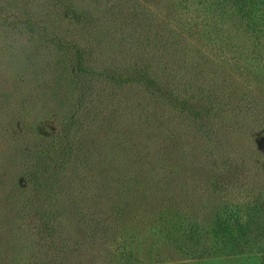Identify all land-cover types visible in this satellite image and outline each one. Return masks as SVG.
Here are the masks:
<instances>
[{"label": "rangeland", "instance_id": "374dc122", "mask_svg": "<svg viewBox=\"0 0 264 264\" xmlns=\"http://www.w3.org/2000/svg\"><path fill=\"white\" fill-rule=\"evenodd\" d=\"M249 255L264 0H0V264Z\"/></svg>", "mask_w": 264, "mask_h": 264}, {"label": "trees", "instance_id": "16d2710c", "mask_svg": "<svg viewBox=\"0 0 264 264\" xmlns=\"http://www.w3.org/2000/svg\"><path fill=\"white\" fill-rule=\"evenodd\" d=\"M76 58H77V60L80 59V57L78 59V56H76ZM79 66H80V68L84 67L83 63H81ZM136 79H137L136 77H132V76H129V75L125 76L122 79H121V77H116V80L112 77V80H114V81H116V83H120V84L122 82L124 84H125V82L129 83V82H132V81H134ZM151 85H152L153 88H155L154 84L151 83ZM156 90L162 97H164L166 99H170L171 98L167 91H165L163 89H159V88H157ZM190 109H191V107H190ZM202 110L203 109L194 110L196 116L199 118V119H197L199 121L198 124L199 123L204 124V121L206 120L205 113L201 114ZM223 184L232 187L234 182L229 177V178H227L226 181L223 182ZM224 259L225 258H213V259H210V260H203V261H201V262H199L197 264H225L227 262L228 263L234 262L235 264L236 263L237 264H264V256L262 257V256H257V255H249V256L239 257V258H236L234 260H224Z\"/></svg>", "mask_w": 264, "mask_h": 264}]
</instances>
